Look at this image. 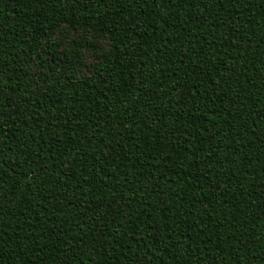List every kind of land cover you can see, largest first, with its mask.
<instances>
[{
  "label": "trees",
  "instance_id": "16d2710c",
  "mask_svg": "<svg viewBox=\"0 0 264 264\" xmlns=\"http://www.w3.org/2000/svg\"><path fill=\"white\" fill-rule=\"evenodd\" d=\"M0 264H264V0H0Z\"/></svg>",
  "mask_w": 264,
  "mask_h": 264
}]
</instances>
